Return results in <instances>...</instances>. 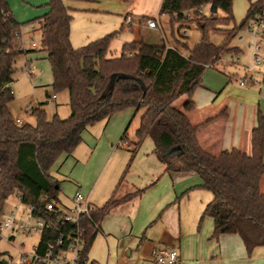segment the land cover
I'll return each instance as SVG.
<instances>
[{"label":"trees","instance_id":"trees-1","mask_svg":"<svg viewBox=\"0 0 264 264\" xmlns=\"http://www.w3.org/2000/svg\"><path fill=\"white\" fill-rule=\"evenodd\" d=\"M234 0H162L157 19L167 18L168 26L193 23L200 33L191 48L186 42L168 47L163 40L124 43L118 57L108 58L109 45L122 31L109 33L86 45L74 48L70 42L72 16L62 0H48L47 12L40 18V51L50 66L54 94L66 92L69 115L61 119L46 117L42 107L29 113L34 124L16 126L9 105L13 101L11 83L16 73L17 59L26 53L20 47L22 27L38 19L17 22L6 0H0V216L5 201L20 197L24 205H32L44 216V202L58 199L59 182L51 169L61 156L71 155L82 141V132L93 124L110 119L128 108L141 111L137 141L132 157L145 138L154 142L152 153L164 165V173L193 172L201 180V188L212 195L200 222L210 217L214 223L212 238L237 234L246 252L264 246V192L260 182L264 173V117L258 111L257 124L251 131V153L232 149L212 155L203 150L197 140L198 131L209 121L192 125L187 114L194 111L193 91L200 85L209 64H216L222 54L239 51L229 48L232 30L220 27L233 21ZM208 6L206 15L199 12ZM264 3L251 1L241 27L253 18ZM213 9V11H212ZM216 11L224 17L215 15ZM210 32H226L228 37L219 45L209 41ZM264 84V76L262 77ZM181 110L173 107L180 98ZM144 189L126 195L123 200L139 195ZM109 201L91 215L102 219ZM55 218L54 215H48ZM50 217V218H51ZM92 220L82 218L78 224L88 253L95 233ZM77 225L56 223L42 232L39 246L50 243L60 232L75 230Z\"/></svg>","mask_w":264,"mask_h":264},{"label":"crops","instance_id":"crops-1","mask_svg":"<svg viewBox=\"0 0 264 264\" xmlns=\"http://www.w3.org/2000/svg\"><path fill=\"white\" fill-rule=\"evenodd\" d=\"M6 1L17 22L25 23L38 18L32 25L22 27L23 37H30L38 31L40 18L47 12L45 5L48 0ZM204 10L210 12L211 8L205 6ZM127 16L119 29L123 27V31L127 29L133 32L136 29L133 26L125 27ZM146 19L153 18L141 17L137 24L138 35H135L132 41L143 37L148 40H163L169 47L167 34L163 32L160 37L153 36L152 30L142 24ZM31 27L36 29L31 32ZM25 42V54L43 53L36 49L38 45L32 49L31 44L28 45L27 40ZM218 62L221 63V59ZM246 69L247 67H243L244 75ZM233 70L228 71L224 66L216 68V65L206 67L200 85L192 94L194 111L187 114L192 125L209 121L198 131L197 140L201 148L212 155L232 149L250 154L251 131L257 124L258 111L264 117V71L261 70L262 73L255 76L261 83L246 82L244 86L239 85L240 88H237L232 86V81L238 79L236 68ZM61 94L65 95V105L68 106L67 93ZM45 95L49 102L57 100L55 94ZM46 103L37 102L36 105L28 106L32 109H44L43 105ZM69 112L55 115L58 114L59 118L64 119ZM140 112L128 108L110 119L101 120L95 126H89L82 132V141L74 152L71 155H63L65 158L61 156L56 162L60 163L56 169L58 173L62 167L64 170L67 164L63 171L64 179L58 181L63 193L62 200L58 196L61 202L68 205L76 193L85 196L97 209L104 207L111 200H116V203L108 206L101 219L99 231L95 234L87 253L89 262L154 264L151 261V250L157 246H166L177 250L178 264H264V246L256 247L248 255L239 235L223 234L212 238V218L204 217L200 222L202 212L212 195L200 187L201 180L197 174L164 173V165L152 153L154 148L140 151L146 138L131 159L137 138L135 131V139H129L127 131L132 120ZM20 120L34 124V118L32 122ZM141 189H144L141 194L123 200L126 195ZM260 189L264 192V173ZM202 191L208 194L200 196L198 193Z\"/></svg>","mask_w":264,"mask_h":264},{"label":"rangeland","instance_id":"rangeland-1","mask_svg":"<svg viewBox=\"0 0 264 264\" xmlns=\"http://www.w3.org/2000/svg\"><path fill=\"white\" fill-rule=\"evenodd\" d=\"M63 4L69 8L72 14L71 21V45L74 48H79L87 43L101 38L115 30H118L121 24L124 22V17L128 15L132 19V25L125 24L126 26H133V32L129 30L123 31L120 36L113 39L109 45L107 53L108 58L118 57L121 53V47L125 42H131L135 35H138L137 24L141 17L157 18L159 11L160 0H62ZM252 0H234L232 3V15L233 21H230L225 26L219 28L223 30H232L231 39L229 42V48H238L239 51H232L230 53H224L221 56V63L217 62L216 68L224 66L228 71H234L238 73V79L232 81L233 87H239V78L243 77V67H249L251 65V48L250 43L253 42L254 38L248 32L247 27L250 23L247 22L243 27L241 24L246 17V13L249 4ZM208 7V6H207ZM71 9L73 10L71 12ZM203 10V9H202ZM204 14H208V10L203 11ZM215 15L218 17H224V14L220 11H216ZM252 19V18H251ZM161 20V22H160ZM161 31H154L153 36H161L163 32L167 34L168 45L170 47H177L183 54L186 52L182 50L180 45L176 42H186L191 48L200 39V33L196 26L191 22H183L181 24H175L172 28L168 26L167 18L162 17L158 19ZM145 25V20L142 22ZM146 26V25H145ZM186 27V29H185ZM36 28V27H35ZM142 28V27H141ZM186 31H184V29ZM143 29V28H142ZM31 32H33L30 29ZM226 32H210L209 41L213 44L219 45L222 43L228 35ZM21 45L25 49L26 40L28 45L34 42L40 49L41 34L40 31L36 30L30 37L21 36ZM257 44L261 48V54L264 55V35L260 39L256 40ZM35 49V48H32ZM219 59V60H220ZM234 63V64H233ZM29 65V66H28ZM211 65V64H209ZM16 73L14 76V82L12 83L11 90L13 93V101L10 103L9 108L14 117L20 118L27 122H32L33 117L26 112V108L29 104L36 105V103H47L44 106L46 117L51 119L55 113L59 115L69 112V105L66 106L64 101V94L57 93V100L49 102L46 99V93L49 95L54 94L51 84V74L49 63L43 53H28L21 55L16 61ZM24 66L32 68L34 71L33 76H23L22 71ZM264 71V68H263ZM257 75L261 72L260 68H256ZM264 74L262 75V77ZM261 83L258 79H256ZM260 86V85H259ZM185 100V97L180 98L174 103L173 107L181 110V103ZM69 103V101L67 102ZM61 106V107H56ZM27 113V114H26ZM57 114V115H58ZM141 112L132 120L128 131L127 137L131 140L135 139V131L138 127V120L141 116ZM100 122V121H99ZM99 122L93 124L97 125ZM102 124V123H101ZM80 145V144H79ZM78 145V146H79ZM77 146V147H78ZM76 147V148H77ZM75 148V149H76ZM154 148V142L150 138H146L141 145L140 151L145 152L148 149ZM74 149V150H75ZM74 152V151H73ZM72 152V153H73ZM64 157V156H63ZM65 158V157H64ZM58 161V160H57ZM60 166V163L54 164L51 175L57 181L64 179V170L67 164L62 167V170L58 173L56 169ZM62 192L59 191L58 196L62 200ZM197 194V193H196ZM201 195L208 194L205 191L198 193ZM15 198L14 196L9 197L3 207V213L0 216V224L6 218L8 213L15 209ZM21 210H24L22 207ZM39 240L38 233L27 234L21 231H17L13 234V238L8 240V233L5 230L0 231V264L6 262V264H30V255L32 254L33 247ZM139 264H147L141 262ZM150 264V263H149Z\"/></svg>","mask_w":264,"mask_h":264},{"label":"built area","instance_id":"built-area-1","mask_svg":"<svg viewBox=\"0 0 264 264\" xmlns=\"http://www.w3.org/2000/svg\"><path fill=\"white\" fill-rule=\"evenodd\" d=\"M261 1L264 3V0ZM199 12H203V10L201 9ZM125 23L127 25L131 24V18L127 16ZM145 25L149 30L161 31L157 18L146 19ZM30 29L34 31L36 28L31 27ZM185 29L184 31H186ZM247 30L254 38L253 42L249 44L251 48V65L247 67L244 78L239 80L240 86H244L246 82L256 84V68L258 67L261 70L264 68V55L261 54V48L256 42L264 35V6L255 12ZM35 46L36 44L31 42V47L34 48ZM206 67L210 68L211 65ZM33 73L32 68L24 66L23 76H32ZM31 110L32 108L28 106L27 111L30 112ZM15 124L19 127L23 122L20 119H15ZM14 198L16 207L8 213L0 224V231L5 230L8 233V240H11L13 234L17 231L27 234H39V240L30 255V264H92L88 260L87 253L85 254V241L78 224L82 218L91 221V215L97 208L85 196L76 193L67 205L59 199L47 200L46 195H43L41 200L44 202V213L56 216V220L51 216H44L40 210L35 209L32 205H24L20 197L15 196ZM22 207L24 210H21ZM100 222L101 219L92 220L93 233L96 234L99 231ZM56 223H60L62 226L77 225V227L75 230L60 232L53 243L42 248L39 246L42 232L51 230ZM151 261L154 264H178L177 250L166 246L154 247L151 250Z\"/></svg>","mask_w":264,"mask_h":264},{"label":"water","instance_id":"water-1","mask_svg":"<svg viewBox=\"0 0 264 264\" xmlns=\"http://www.w3.org/2000/svg\"><path fill=\"white\" fill-rule=\"evenodd\" d=\"M212 11H213V9H212ZM2 263H3V264H6V262H4V261H3Z\"/></svg>","mask_w":264,"mask_h":264}]
</instances>
